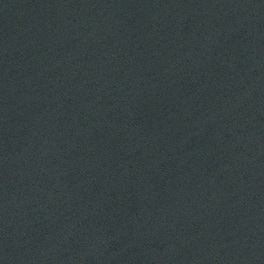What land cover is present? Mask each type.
<instances>
[{
    "label": "water",
    "instance_id": "95a60500",
    "mask_svg": "<svg viewBox=\"0 0 264 264\" xmlns=\"http://www.w3.org/2000/svg\"><path fill=\"white\" fill-rule=\"evenodd\" d=\"M0 264H264V0H0Z\"/></svg>",
    "mask_w": 264,
    "mask_h": 264
}]
</instances>
